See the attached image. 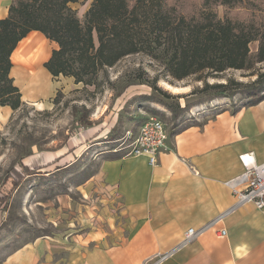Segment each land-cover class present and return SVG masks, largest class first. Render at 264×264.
<instances>
[{
	"label": "rangeland",
	"instance_id": "obj_1",
	"mask_svg": "<svg viewBox=\"0 0 264 264\" xmlns=\"http://www.w3.org/2000/svg\"><path fill=\"white\" fill-rule=\"evenodd\" d=\"M82 5L73 9L81 22ZM217 12L221 16L223 8ZM234 12L243 18L248 14L243 8ZM249 48L254 53L257 43ZM263 71L261 63L249 71L213 77L203 72L176 81L139 53L100 70L95 85L52 77L57 85L49 98L11 109L8 122L0 126V264L25 249L38 252L39 264H71L74 258L81 262L79 254L88 250L116 245L128 232L127 221L114 192L105 190L102 180H90L100 161L125 156L127 132L137 133L149 118L162 121L169 133L226 107H246L247 93L220 98L204 87L229 80L246 85Z\"/></svg>",
	"mask_w": 264,
	"mask_h": 264
},
{
	"label": "crops",
	"instance_id": "obj_2",
	"mask_svg": "<svg viewBox=\"0 0 264 264\" xmlns=\"http://www.w3.org/2000/svg\"><path fill=\"white\" fill-rule=\"evenodd\" d=\"M12 1L0 0V19L8 16ZM91 2L80 0L70 7L78 10L84 4L86 12ZM57 48L42 33L32 31L12 51L9 77L23 104L53 94L57 84L44 64ZM38 81L46 85L44 91L37 87ZM12 114L10 107L0 106V126ZM168 146L155 166L145 156L112 154L100 161L90 180L100 179L105 190L114 192L128 232L114 246L79 254L81 262L74 256L71 264H142L173 249L187 229L200 228L230 210L235 198L225 182L242 173L239 156L253 153L257 162L264 163V98L252 106L226 107L201 122L172 130ZM38 259L36 251L17 250L1 264H39ZM162 264H264V210L251 203L232 209L218 226Z\"/></svg>",
	"mask_w": 264,
	"mask_h": 264
},
{
	"label": "trees",
	"instance_id": "obj_3",
	"mask_svg": "<svg viewBox=\"0 0 264 264\" xmlns=\"http://www.w3.org/2000/svg\"><path fill=\"white\" fill-rule=\"evenodd\" d=\"M79 1H12L8 16L0 19V106L16 110L22 105L19 89L9 77L10 55L32 31L58 46L44 64L49 74L71 77L75 84L95 85L100 70L139 53L157 61L176 81L203 72L213 77L249 71L264 63V0H92L82 22L70 7ZM237 8L247 10V16H239ZM252 42L257 43L254 53L249 48ZM263 84L264 71L246 85L229 80L206 84L204 89L228 99L247 93V106H252L264 98Z\"/></svg>",
	"mask_w": 264,
	"mask_h": 264
},
{
	"label": "built area",
	"instance_id": "obj_4",
	"mask_svg": "<svg viewBox=\"0 0 264 264\" xmlns=\"http://www.w3.org/2000/svg\"><path fill=\"white\" fill-rule=\"evenodd\" d=\"M168 139L169 133L165 124L157 118H149L138 127L137 133L127 132V142L122 151H125V156H145L148 163L155 166L158 156L170 150ZM239 161L243 167L242 173L225 182L235 198L234 206L200 228L187 229L182 241L173 249L158 252L146 258L142 264H162L208 229L218 226L226 213L240 205L251 203L257 210H264V163L257 162L253 153L241 154ZM220 233L224 235L225 231L220 230Z\"/></svg>",
	"mask_w": 264,
	"mask_h": 264
},
{
	"label": "bare ground",
	"instance_id": "obj_5",
	"mask_svg": "<svg viewBox=\"0 0 264 264\" xmlns=\"http://www.w3.org/2000/svg\"><path fill=\"white\" fill-rule=\"evenodd\" d=\"M48 83V82H47ZM36 85H37V87H41V89H43V91L45 90V84L44 83H41L40 81H38L37 83H36ZM32 87V86H31ZM167 88L168 89H170V90H172V91H175V92H177L178 93V91H180V90H182L181 88H175V87H171V86H167ZM49 89V88H48ZM185 90V89H184ZM41 92V91H40ZM47 92V91H46ZM45 93V92H44Z\"/></svg>",
	"mask_w": 264,
	"mask_h": 264
}]
</instances>
